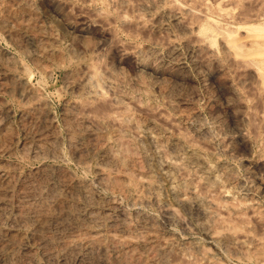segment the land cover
I'll return each mask as SVG.
<instances>
[{"label":"bare ground","instance_id":"1","mask_svg":"<svg viewBox=\"0 0 264 264\" xmlns=\"http://www.w3.org/2000/svg\"><path fill=\"white\" fill-rule=\"evenodd\" d=\"M15 1L18 2V0H15ZM29 1H31V0H29ZM11 2H12V0H11ZM19 2H20V0H19ZM24 2H27V1H24ZM32 2H35V1H31L30 3H32ZM39 2L42 5V7H46L48 9H50V11L51 10L54 11L57 14V16L59 15L58 18H60L63 21V23L65 25L64 29L68 31L67 34L70 36L68 38L71 40L69 45L67 43V45H68V46H66L67 48L64 46L66 48V53H63L62 52L63 49L60 50V48H58L57 45L55 44V41H54L55 46L53 45V43H50L51 45H49L47 40L51 37L48 36L49 38L46 40L48 45H49L48 47L45 44L46 42H44L45 38H43L44 41L42 40V42L45 45L43 43L42 44L44 45V47L45 46L46 47L41 49L42 53H44L47 58L49 56L56 57L55 60L59 63L60 62L64 63L66 61L68 62L69 60H72L73 58H77V59L82 58L84 60L85 59L91 60V61L89 60L90 61L89 64H85V62H84V67H82V68H81V66H78V64H77L78 68L80 67L81 69L79 68L75 72V76L73 75L74 76L73 79H72L73 76H71L69 74L71 76L72 80L68 79L69 75L66 72V74L68 76V78H67L68 81H67V83H66V81H63L66 83L65 86L68 85L71 89L76 91L75 95L77 96V99L73 98L74 101H71V102H73L72 104L68 103L69 104V106H68L69 107V111H68L69 114L64 113L66 110L63 112L64 115L66 114L69 117L68 120H66L68 124H66V125L63 124V125L67 126V128H68V131H67L68 135L67 134L66 135L68 136V139H70L71 144H72V150L70 151L72 153H70L68 151L67 152L70 153V155L73 154V157H75V159L77 161L75 163H78V164L80 163L83 167H86V166L88 167L89 166V163H88L89 157H87L88 153L86 152V150L88 148H89V150L90 149L94 150L96 148L102 150V155L98 154L99 155L98 159L101 158L99 160L100 163L98 164V162H97L98 165L97 166L94 165L95 171L97 174L95 176H97V177H96L95 182H93V183L87 182L85 180V178L79 177L78 174H77L78 177L77 176L75 177L74 173H72V175H74V176H72L69 173H67L66 171L64 172V171H61L59 169L54 170L55 166H58V165L50 167L44 163L47 167L42 168L44 166H42L41 163L39 162L41 167H39L38 170L35 169L36 171H34V173H36V174L39 173L37 175L38 177L40 175L41 177L44 176V178H45V176L47 174L54 172V171H57L58 175H56L54 173L56 175L55 177H57V179L54 178L55 180H57V183H56V181H54V183H56V184L53 183L54 185H52V186H51L52 183L51 184L49 183L51 187H47L48 186L47 185L46 186L47 189L45 191H43V187H45L47 180L50 179V177H49L50 175H47L48 179H46L45 183L42 182L43 180L39 179L40 181L36 180V182L35 181H32L33 183L30 182L31 185L29 182H27V183H29L30 186L29 185H28V187L23 186L21 191L20 190L18 191L15 189V191L19 192V197H18V199L16 198V202H17V200H18V202L16 203L17 205H15V207L17 206L15 211L12 209H11V211L15 212V215L19 219V224L21 221L25 224L27 223L26 224L27 226H28V223L30 224V226H34L31 229V231L34 230L35 234L33 232L31 234L35 235L36 238H34V239H36L38 245L40 243L44 246V251H43L44 253L40 250L43 253L42 258H45V260L50 261L49 262L50 264H53V261H56V254L57 253L54 252L56 250L52 249L53 246L51 247V244L53 243L54 240L57 241L58 244L60 245V248L58 245V250L60 251V253L58 255H59V257L64 258V260L67 259L68 257L69 258L71 257L70 259L73 260V258H76V256L79 254V251L84 252L82 254H86V255L88 254V256L92 257V259H94L93 257H95L96 260L95 261L93 260L92 262H94V263L96 262L98 264H182V263L183 264H191L193 261H196V259L199 260V258H201V257L198 258L196 254H195L196 256L193 255L194 253L192 254V252H190V251L189 252L191 254H189V252H188L189 247L185 248L187 246H183L184 247L183 251L188 252V256L192 255L193 257L194 256L197 257L196 259L193 258L194 259L193 261L188 262L187 258H190L191 256L188 257L186 254V256H187L186 257L185 254H183L185 256L183 258V256H181L182 253L178 254L176 251L175 246H177L178 244L177 245H175V244L177 242L179 243V241H180L178 239L179 237L177 238V236H175L176 234L178 235V233L175 232L176 233V234L174 233L175 235L172 234L171 232H170L171 234L170 233L169 234L164 233V234H167L165 236L163 233L161 235L159 233V229H158L159 226L165 225L163 222L173 221L175 223V221H176L177 223L178 222L181 223V221L184 219L186 221V217L184 218V216L182 215L184 219L181 218L182 216L180 213H182L183 211H181V212L178 211V207H177L178 205L177 204H176L177 206H175V207H173L174 206L173 202H172V206H169L170 205L169 203H168V205H164L165 203L168 202V200L167 201L165 200L164 204L161 203V200H162L161 195H163L164 193L163 194L160 193V191H162V190H160L159 187L163 184L162 182H164V181H161V178H160L159 181H161V184H159V182L156 178H159L160 174L157 175V174L148 173L150 171H145V168L143 166L144 162H142L144 160L141 159L140 152L138 153V151L136 150V148H137L136 144L145 138L149 142V144L152 146V148H154V150L159 153V154L157 153L158 155L157 156L155 155V156L158 157L160 155L158 164L161 166L160 168L163 169V171H164V172L161 171V173H165L166 178H167V176L169 177L168 180L170 179L169 182L171 181L170 187H171V190L175 194L177 203L182 205L183 208H185V210L187 209V210H190L191 212L194 211L193 213H196V214H193V215L198 214V217H200V218H198V220H196V221H198L196 224H198V226H200V228L204 229L203 233L204 232H206V233L211 232L212 236L208 233V235L212 237L211 239H213L219 246L222 247V251L224 248L225 251L232 253V256L234 255V258L235 257L237 258V256H235V255H238L239 257L241 256V258L243 257V258H246L247 260L251 259V258L256 259V260H258V264H264V249L262 248L261 245H259L258 242L256 243V239H258L257 241L260 242V240L262 238L259 239V236L262 233H264L263 232L264 229L262 228L263 230L261 232L260 231L261 228L258 227L259 224H260V227H262V225L264 223V221L262 219H264V218H262V216L260 215V212L258 214V211L256 210L257 208H255L253 206L254 204H252L251 205L252 208L250 210H248V214L247 213L246 214L248 215V217L253 219V222H255V221L258 222V224H257L258 226L256 225V227H258V229H259L258 230V232L260 233V234L258 233L259 236H254V237H253V235L251 236V233H253V231L252 232L250 231L251 233L241 231L242 233L238 232V234L234 231L235 224H237V222H239L238 224H240L241 222L242 223L240 224L241 226L239 225L240 227L237 226L238 225L237 224L236 228H238V229L242 228V230H244L243 226H246V228H248L247 225L242 226L243 223L244 224L248 223L247 221L249 218L247 217V215L243 214L244 211H242V213H241L240 208L244 204V202L248 203L249 200L252 202L253 201L251 199L252 197L249 200L247 199L248 201H246L244 199V202H241L240 199L236 200L237 196L234 195V192H235L234 187L237 186L238 183H240V182L242 183L245 180L241 179L240 177L238 178L237 175L233 171L235 169L230 168L231 166L228 167V165L227 166L224 165L225 163L223 162V159L221 160L223 162V164H222V162L220 161V157H218L219 154L217 155L216 151L214 149H212L214 146H212V148H211L210 143L207 142L208 139L205 135L206 134L208 135V132L209 133L211 132L210 130L208 131V129H211L210 126H209V128L208 127L206 128L204 126L207 131H204V129L198 130V128H200V126H198V124L200 125L202 117L200 115L201 114L200 111H198L196 109L197 106L195 108V106L193 105L194 102L193 103H192V101L186 102V98H184V97L181 98L183 100V102L180 100V98H179V100H177V96L174 99V97L172 95V91H173L174 87L176 86L174 84L175 83L179 84L183 80L188 79V78L184 79L185 77L182 78L180 76L181 73L179 71H177L178 68L182 69V66L184 65L182 63H184V62L181 63L182 66L180 65L176 69H174L175 66H174V68L172 67V69L169 68L170 65L173 66L172 64H169V67L167 66V68H165V67H163L164 65H162V58H161L162 54H164V53H167V55L172 57V59H173V57L174 58L179 57L175 51L176 46H177L175 44L176 41L173 42V40L171 39L172 37H174L175 33L178 34L176 28H175L176 32H174V34L171 31L172 35H173L172 37H170L171 34H169L168 32L167 33L169 35L167 33L165 34L163 32L165 29H167L165 27H168V26H164V25H166V23H168V22H166V23H164V22L168 21V20H165L163 22V20L165 18H167V19L172 21V23L174 24V27L175 26L177 27L179 34L181 35L180 37L179 36H177V37L179 39L182 38L185 42L183 44L187 45L189 47V49L192 50V53L194 52L193 56H195V57L192 58L193 61H191V62H194L193 64L195 65L193 67V69L196 67L197 70H199V71L201 70V72H200L201 75H202V71L204 73L206 72L207 76L209 78L211 77L210 80L212 83L217 82L216 80H218V78H220V80H221V81H218V83L216 85L217 87L215 86L216 90H218L217 95H216V92L215 93L213 92L215 95L212 93L214 96H213V98H211L212 96L210 97V95L208 94L210 97L209 103H211V104L209 105L207 100L205 102L203 101V103L207 102L209 107H210L209 113L211 114L210 116H212V118L210 120L216 122V124L218 123L216 129H217L218 135L220 133L221 137H219V139H220L221 145L223 146L222 147L220 145L221 148H219V150L222 149L224 152L227 151V153L232 152L234 154L232 157H234V158H235V156H239L241 158V160H240V158H239V160L242 161V163L241 162L240 163L242 165L244 164L243 166L248 168L251 175L253 176L250 181L248 180L250 183L253 182V186L249 187V188L250 189L251 188L253 189V187L258 188L259 190H262L263 192H261V191L260 192L264 194V110H263V107H264V0H160L157 2H156V0H38L37 1L38 7L41 6V5H39ZM75 2H79V3L81 2L80 5H83V7L81 8V6L76 5ZM1 3L2 2H0V5L3 7V5H2L3 3L2 4ZM6 3H8L7 0H6ZM10 4H12V3H10ZM10 4H8V5H10ZM22 4H24V3H22ZM27 4H28V6L30 5L28 2L26 3V5ZM74 4L76 5V7H74ZM15 5H14V7H15ZM28 6H24V8L28 7ZM5 7L6 6H4V8ZM15 9H17V7ZM15 9L13 8L12 10H15ZM35 9H36V7H35ZM21 10H23V9H21ZM25 10H27V8H25ZM0 11H2V10H0ZM7 11H5V12H7ZM9 11L8 12L11 15V10H9ZM18 11L20 12V10H18ZM45 11H47L46 13H48V10H45ZM5 12H3V14ZM15 12H16V10H15ZM15 12H12V13H15ZM41 12H42V10H41ZM43 12H44V10H43ZM27 13L29 14V12H27ZM32 13H35V12L33 11ZM32 13H30V14H32ZM0 14H1V12H0ZM17 14H18V12H17ZM30 14H29V16L28 15H24V16L30 17ZM35 14H33V15L35 16ZM39 14H41V13H39ZM49 14H50V12H49ZM5 15H2V16L5 17ZM16 15H15V17H16ZM2 16L0 17V18H2V20L0 19V24L4 28H6L7 31L10 33V34L7 33V36L10 37V38L8 37L10 40V39L14 38L10 35H13V36L15 35L13 33L14 32L13 29L15 28L16 24L13 25L14 28L12 29V27L8 26V24H7V21L10 20L11 18L4 21L5 19H3L4 17H2ZM6 16H8V15H6ZM24 16L22 17V19L24 18ZM51 16H52V14H51ZM15 17H13V18H15ZM5 18L7 19L8 17H5ZM37 19H39V17ZM51 19H53V16ZM14 20L16 22V19H13L12 21H14ZM29 20L27 22L24 21V24H23L27 30L28 29L30 30L29 27H33L35 24L34 25H32V24L36 23V22H31L32 23L31 24L29 22ZM56 20H58L56 22H59V19H56ZM12 21H10V22H12ZM19 21H20V23L23 22V20H20V19H19ZM32 21H36V20L33 19ZM54 21L55 20H53V22ZM15 22H13V23H15ZM41 22H42V19H41ZM169 23H168V25H169ZM46 24H47V22L44 25H46ZM173 24H172V27H173ZM10 25H12V24L10 23ZM17 25H19L18 22H17ZM39 25H42V24H39ZM55 25H56V23H55ZM46 26L48 27V26H50V24L49 25L47 24ZM117 26L121 29V30L118 29V30H120V34L122 33L121 31H123V34L125 32L126 35L129 34V35H132L133 37L134 36H140V37H138V38H140V40H141V38H143L144 40L149 39V40H151L150 41L151 44H149L147 46L144 45L145 47H138L140 44H138L137 47L135 45L134 46L133 45H127V43H124L125 41L123 42L122 40H119V38L117 37V35H116V27ZM18 27H20V25ZM40 27H42V26H40ZM174 27H173V29H174ZM34 28L36 30V26ZM171 28L169 27L168 30H171ZM23 29H21V30H23ZM162 29H163V31H162ZM37 30H36V33H38ZM46 30L48 31V29H46ZM62 30H63V28H62ZM5 31L6 30L4 29V32ZM30 31L34 32V30H30ZM41 31H45V30L41 29ZM47 31H46V33L48 34ZM59 31L61 33L60 29L58 30V32ZM160 31H162L164 35L161 34ZM20 32L21 31L19 30V33ZM49 32H51V31L49 30ZM58 32H56V29H55V32H54L55 35H56V33L59 35ZM16 33H17V31H16ZM43 34H45V32ZM49 34L51 35V33H49ZM64 34H63V36H64ZM30 35L31 34H28V36H30ZM32 35H33V33H32ZM37 35L34 34V36H37ZM52 35H54V34H52ZM55 35H54V37H55ZM20 37H21V35L19 37H17L18 40ZM42 37H44V36H42ZM17 38L15 37V39H17ZM34 38L35 37H33V39ZM39 38L37 37L38 40H39ZM68 38H67V40H68ZM15 39H13V40H15ZM35 39H34V43L36 42ZM135 39H136V37H135ZM24 40H27V39H24ZM15 42L16 41H14L13 43H15ZM22 42L23 41L21 40V43ZM50 42H53V41L50 40ZM59 42H60V40L58 41V43ZM126 42H129V40ZM131 42L133 44L135 43L134 40ZM217 42H218V47H216ZM62 43L63 42H61V45L63 46ZM132 43H130V44H132ZM17 44H19V43H17ZM23 44H22V47L18 46V45L17 46L21 47L20 49H22ZM40 44H38V45H40ZM156 44H158V45L162 44L166 51L164 53L161 51L162 54L158 55L157 52L159 51V49L156 47V46H158ZM43 45H41V46H43ZM12 46H13V44H12ZM27 47H25V48H27ZM36 47H40V46L36 45ZM30 48L32 49L31 46H30ZM186 48L187 47H185V49ZM28 49H29V47H28ZM157 49H158V51H155ZM160 49H162V48H160ZM33 50L34 49H32L31 52H33ZM6 52H8V51H6ZM34 52H35V50H34ZM189 52H191V51L189 50ZM10 53H12V52H10ZM39 55H42V54L39 53ZM187 55H185V56H187ZM29 57H30V55H29ZM33 57H34V55H33ZM43 57H44V55H43ZM14 58H15V56H14ZM50 58L51 57H49V59ZM11 59H13V58H11ZM1 60H2V58H1ZM8 60H10V59H8ZM15 60H17V59H15ZM88 60H87V62H88ZM172 61H174V60H172ZM4 62H5V60H4ZM178 62H177V64H178ZM3 63L1 62L0 64H3ZM8 63H9V61H8ZM31 63H33V62H31ZM35 63H37L36 60H35ZM41 63L43 65V63H45V62L42 60ZM49 63H51V61ZM59 63H58V66H59ZM163 63H164V60H163ZM12 64L14 65V63H12ZM39 64H40V60L37 64L38 67H39ZM45 64H44L43 68H45ZM54 64L56 65V62H54ZM72 64L75 65L76 62L75 63L73 62ZM124 64H127L130 67V69H131L130 74L132 73L131 75L127 74L126 72H123L124 71L123 70ZM16 65H17V63H16ZM81 65H83V64H81ZM46 66H49V65L46 64ZM176 66H178V65H176ZM51 67H53V66H51ZM56 67H57V65H56ZM62 67H65L64 64ZM69 67H70V64H69ZM5 68H3V69H5ZM19 68H20V66H19ZM183 68H185V67H183ZM196 68H195V71H196ZM20 69H22V67ZM46 69H47V67H46ZM74 69H77V68H74ZM187 69L189 70L190 68H187ZM187 69L184 71H187ZM71 70H73V68H71ZM175 70H176V72H174ZM14 71H16V70L14 69ZM14 71H12V72L10 71V73L6 72V73H8L7 74L8 76L10 74V78L12 79L13 86L11 89L16 90L20 96H22V95L25 96L24 100H22L23 101L22 103L25 105L24 106L25 109L28 108L27 110L36 111V107H38V105H40L42 103V101L40 100L41 97H39V93L37 94V92H40V89L38 88V91H36L37 90V87H36L35 91L32 89L26 90L27 87L25 88L24 81H22V79H21L22 76L19 77V75L14 74L15 73ZM69 71H68V73H69ZM189 71H188V73H189ZM21 72H23V71H21ZM21 72H19V73H21ZM177 72H179L180 75H177ZM2 73H3V71H2ZM62 73H63V71H62ZM63 74H65V73H63ZM66 74H65V76H66ZM186 74L184 73V75H186ZM7 75H5V76H7ZM23 75H24V73H23ZM204 75H206V74H204ZM182 76H183V74H182ZM2 77H4V76H2ZM190 78H192V77H189V80H190ZM200 79H202V78H200ZM64 80H65V78H64ZM204 80H205V78H204ZM184 82H183V84H180V86H182V85L184 86ZM204 82H206V80L203 81V84H206ZM120 83H123L124 86L125 85L128 86L129 84H132L131 86H134L135 88L138 89L135 91L137 92L140 90L141 94H143L144 97L141 98L140 96L137 95L140 98H137V97L135 98V97L131 96V93H129L130 92L129 89H128V91H125L127 89H125L124 87H119ZM185 83L189 84L190 81H189V83L187 81ZM178 84H177V87H178ZM3 85H5V81H4ZM189 85L191 87L192 84H189ZM189 85H186V86L189 87ZM214 85L215 84L213 83L212 87ZM1 86L2 85H0V87ZM183 86H182V88H183ZM61 87H62V85H61ZM210 87H211V85H210ZM129 88H130V86H129ZM180 88L181 87H179L178 90H180ZM207 88H209V86H207ZM123 89H125V90H123ZM185 89L190 90V88H185ZM182 90H180V91H182ZM191 90L193 92L195 91L193 88H191ZM3 91H6V90H4V88H3L2 92ZM131 91H134L133 88ZM175 91L179 92V91H177V89ZM206 91H207V89H206ZM206 91H204L205 94H206ZM17 92L16 93L12 92L15 94L16 98L18 97ZM72 92H74V91H72ZM176 92H174V93H176ZM208 92H209V90H208ZM25 93L28 96L25 95ZM132 93H134V92H132ZM185 93H188V92L186 91ZM195 93H198V92H195ZM0 94H2V93H0ZM181 95H183V94H181ZM187 95H186V97H187ZM190 95L194 97V95H192V94H190ZM190 95H189V97H190ZM184 96H185V94H184ZM195 97H196V95H195ZM195 97H194V99H195ZM197 97H198V94H197ZM156 98H157V100H158V98H160V100H161L160 103L162 102L161 103L162 105H160V103L157 104ZM66 99H68V98H66ZM196 99L194 101H196ZM177 101H179L180 103H178ZM201 101H202V99H201ZM5 102H7V101H5ZM19 102H17V103H19ZM44 103H42L43 104L42 106L45 105ZM64 103H67V102H64ZM181 103H183V105ZM165 104L170 108V110H174L175 113L172 112L173 114H171L170 112H168V109L165 107ZM202 106H204V105L202 104ZM20 107H21V105H20ZM205 107L207 108L208 106H205ZM4 108L5 107H3V109ZM6 108H8V107H6ZM63 108H64V106H63ZM45 109H47V108H45ZM5 110H8V109H5ZM40 110L42 112V109H40ZM36 112H38V111H36ZM0 113H1V110H0ZM3 113H4V111H3ZM6 113L9 114V112H5V114ZM24 113H27V112H24ZM45 113L47 115V112H44V114ZM34 115L35 114H33V116ZM39 115H40V113H39ZM21 116H22V114H21ZM24 116H22V117L24 118ZM30 116H32V113H30ZM22 117H20V118H22ZM39 117L40 116H38V118ZM38 118L36 117L37 121L40 120V119L38 120ZM50 118H52V117H50ZM60 118L62 119V116ZM184 119L189 120L190 123L195 122L197 127L194 126L195 128L194 127L192 128L190 126V125H192V123L190 125H184L186 122L184 124H180V125H182V126L184 125V127L189 126L190 129L181 127L178 124V122H181ZM21 120H19V121H21ZM24 120L27 121V119H23V121ZM33 120L35 121V118ZM53 120H51V123ZM64 120H65V118H63V121ZM205 121L202 122V124L205 123ZM2 122H1V125H2ZM9 123H10V121H9ZM21 123H24V122H20L19 124H21ZM47 123L45 122L46 125H47ZM32 124H34V123H32ZM39 124L41 125V123H38L36 125H39ZM26 125L29 127L28 129H30L32 127V126H30V124L28 125L26 123ZM8 126H10V125H8ZM21 126L23 127V124L20 125V127ZM27 126H26V128H27ZM54 126H56L55 123H54ZM36 128L37 127H35V129H34V126H33V129L35 131L37 130ZM41 128L42 127H40L38 129V133L36 132L37 138L34 136L36 138V140L33 138H29V140L32 139V140L36 141V143H34L35 147H33V145H32V148H34L36 150L37 155L41 154V155H38L37 157L39 158V156H40L43 158L44 155L42 156V153L44 154L45 152H49L52 157L58 156L57 154H58L59 149H57L58 147L56 148V146H55V144H56L55 139L56 138L54 139L53 136L51 137V135L46 134L48 132V130H46L47 132H45L44 129H43V131L40 130ZM46 128H47V126H46ZM56 128H58V132H60L59 127L57 126ZM10 129H11V127H10ZM28 129H26V130H28ZM2 131H4V130H2ZM8 131H10V130H8ZM202 131H204L206 134L204 135V132H202ZM58 132H56V133H58ZM7 133H10V132H7ZM14 133H12L11 135H16V132H14ZM24 133L25 134L30 133V131L29 132H27V131L23 132L22 134H24ZM56 133H54L55 136L57 135ZM129 134H130V136H129ZM5 135H7V134H5ZM33 135H35V134L33 133ZM23 136H25V135H22V137ZM27 136L25 139H27ZM67 136H66V138H67ZM204 136H205V138H204ZM211 136H212L211 134H210V137L208 135V138H211ZM60 138H58V139H60ZM10 139L12 140L13 138H10ZM17 139L18 138H15L14 140L18 141ZM82 140H83V142H82ZM5 141H6V139H5ZM143 141L146 142L145 140H143ZM3 142L4 141H1V143H3ZM32 142L33 141H31V143ZM85 142H86V145L84 144ZM212 142H211V144H212ZM1 143H0V145H1ZM141 143L142 142H140V144ZM255 143H257V144H255ZM25 144H22V145H24L23 147H25ZM3 145H5V143ZM3 145H1V147ZM7 145L8 144H6V146ZM14 145H15V142H14ZM29 145H30V143H29ZM66 145H67V141H66ZM142 145H143V143H142ZM253 145L255 146L254 147L255 149L253 148ZM26 146H28V145H26ZM61 146L62 145H59V147H61ZM23 147H20V149ZM68 147H69V149H67V150H70L71 146H68ZM144 147L146 148V145ZM144 147H143V149H144ZM8 148H9V146L7 147V149ZM61 148H60V150H61ZM140 148H142V147H140ZM148 148L149 147H147V149ZM1 149H3V148H1ZM24 149L27 150L26 152H29V150L27 148H23L22 152ZM34 149H32V150H34ZM149 149H148V151H150ZM10 150H11V148L9 149V151ZM91 151H89V152H91ZM253 151L255 152L254 154L252 153ZM1 152H2V150H1ZM26 152H24V153H26ZM97 152H98V150H97ZM19 153H20V151H19ZM68 153H67V155H68ZM91 153L93 154V152H91ZM251 153L253 154V156ZM13 154L15 155L16 153L13 152ZM22 155H24V154H22ZM61 155H62V153H61ZM33 156L34 155H32V157ZM35 156L33 158H36ZM47 156H49V155H47ZM144 156L145 155H143V158H144ZM250 156H252V157H250ZM21 157L22 156H20V159H21ZM52 157H50V158H52ZM17 158H18V156H17ZM44 158H46V157L44 156ZM62 158H61V161H62ZM66 158H67V156H66ZM69 158H70V156H69ZM56 160H55V162H56ZM146 160H145V162L147 163ZM47 161H49V160H47ZM53 161L51 163H53ZM149 161L151 162L152 160L149 159ZM6 162H8V161H6ZM2 163L3 164L0 163V165L3 166L4 161ZM10 163H11V161H10ZM58 163H59V161H58ZM87 163H88V165H87ZM12 164L10 165L11 167H13V166L17 167L16 162L14 163V164H16V166L15 165L12 166ZM227 164H229V162ZM19 165H20V163H19ZM61 165L62 164L60 163V167H66V166H61ZM145 165H148V164H145ZM155 165H157V164H155ZM159 165H157V166L159 167ZM229 165H231V164H229ZM4 166L6 167V165H4ZM20 167L22 168L23 166H20ZM156 167L155 168L153 167V169L155 170ZM29 168H31V167H29ZM66 168H68V167H66ZM135 168L137 170L136 173L134 172ZM150 168H152L151 165H150ZM3 169H5V168H3ZM92 169H93V167H92ZM5 170H8V169H5ZM10 170H12V169H10ZM27 170H29V169H27ZM67 170H69V169H67ZM88 170L89 169H87L85 171H88ZM147 170H150V169H147ZM72 171L73 170H71V172ZM155 171H158V170H155ZM155 171H151V172L154 173ZM26 172H28V171H26ZM235 172H237V171H235ZM0 173H1V170H0ZM16 173H18V172H16ZM23 173H21L20 175H22ZM30 173H28V174H30ZM83 174H85V172ZM8 175H9V173H8ZM26 175H27V173H26ZM153 175L154 176L157 175V177H154ZM3 176L1 178H3ZM13 176L14 175L12 173V178H13ZM23 176H22V178H23ZM95 176H94V179H95ZM10 177H9V179H10ZM15 177L16 178H14L13 180H17L18 174ZM33 177L34 176H32V179H33ZM38 177H37V179H38ZM247 177H245V178H247ZM29 178L30 177L28 176V180H30ZM35 179L36 178H34L33 180H35ZM249 179H250V177H249ZM5 180H7V178H4V180H3L4 183H5ZM13 180L11 179V181L14 184H16L15 183L16 181L14 182ZM90 180L91 179H89V181ZM18 181H20V180H17V183H18ZM22 181H23V179H22ZM22 181H20V182L22 183ZM0 182L3 183L1 180H0ZM6 182H8V180ZM24 182H23V184H25ZM48 182H49V180H48ZM43 183L45 185H43ZM165 184L166 183H164V186H165ZM4 185L5 184H3L2 187ZM167 185H169V183ZM164 186H163V188H164ZM239 186L240 185H238L237 187H239ZM2 187H0V188H2ZM5 187L8 188L10 186H4V188ZM170 187H169V189H170ZM237 187H235V188H237ZM17 188H18V186H17ZM102 188L108 189L109 191H111V193L113 192V195L116 196L117 198L111 197L108 199V197H105L107 199L104 200V198L102 197L103 193H102V195L100 193L101 192L100 190ZM161 188H162V186H161ZM237 189H239V188H237ZM248 189H245V190H248ZM10 190H12L11 187H10ZM15 191H14V193H17ZM249 191H247L246 193H248ZM0 192H2V191H0ZM10 192H9V194H10ZM255 192H256V190H255ZM5 193H6V191H5ZM14 193H13V196L17 197L18 195L16 196ZM166 193H168V192H166ZM243 194H244V192H243ZM3 195H4V193H3ZM3 195H0V196H3ZM5 195H7L9 197L8 194H5ZM113 195H111V196H113ZM253 195H255V194H253ZM171 196H172V194H171ZM8 197H7V199H9ZM118 197L119 198L123 197V198L128 199L125 201L130 202V203L127 202V203H129L127 205L131 204V206L133 207V210L136 206H138V204L147 205L146 203H149V204L151 203V204L158 205V206H160L161 213L163 215V217H162V215H161V217L164 218L166 221L162 222L163 225H161V224L158 225L157 221H155L157 219V217L154 220L153 218L146 216L147 214L145 215L143 212H141L140 209H139L140 211L137 210L136 209L137 207L135 208L134 213H132V217H133L132 219L133 220H131L128 217L129 208L127 210L128 213H126V211L123 210L125 208L124 206H123L124 207L123 209L121 207L119 208L120 202L118 203V201H117ZM234 197H235V199H234ZM242 197L246 198L245 195ZM11 199H13V198H10V201L12 203ZM120 201H121V199H120ZM4 202H2V203H4ZM14 202L15 201H13V204H14ZM257 202H258V200L254 203L256 204ZM123 203H125V202H123ZM4 204H6V203H4ZM239 204H241V206ZM249 204H247V205H249ZM0 205L2 207V204H0ZM100 205H105L107 208L116 207L117 209L116 208L115 209L117 211L119 208L118 212L115 209L113 210L111 208L113 211L117 212V214H118V215L116 214L117 217L116 218L110 217L109 213L105 211L106 208L103 211H102V209H101V211L98 210V209H100V208H98ZM150 205H148V206H150ZM238 205H239V211L240 212H238V213L236 212V214H235V211L231 210L232 214H233V212L235 214V215L233 214L235 217H234V219H232L231 217L233 215L232 216L230 215L231 214L230 209L236 208V207H238ZM7 206H6V210L7 209L9 210L11 207L7 208ZM3 208H5V205L3 206ZM3 208H1V210ZM102 208H104V207H102ZM144 208H146V207H144ZM155 208H158V207H155ZM181 208L182 207H180V209ZM259 208L262 209V207H259ZM126 209H127V207H126ZM9 211H6V212L8 213ZM108 211H109V209H108ZM142 211H143V209H142ZM148 211L150 212L153 210L151 209ZM157 212H159V210ZM111 213L113 214V212H111ZM186 213H188V215L190 216V212L186 211ZM1 214H2V212H1ZM133 214H134V216H133ZM159 214H157V215L159 216ZM116 215H114V216H116ZM148 215H149V213H148ZM11 216H12V214H11ZM13 216H12V218H14ZM129 216H131V215L129 214ZM150 216H151V214H150ZM152 217H154V216L152 215ZM161 217H159V218H161ZM6 218L10 219V215L7 216ZM6 218H4V219H6ZM192 218H194V217H192ZM18 219H16V217H15V220H18ZM110 219L113 220L112 222L110 221L111 222V223H109L110 226L105 227L106 221L110 220ZM2 220L3 219H1V221ZM185 221H182V222H185ZM249 221H252V220L249 219ZM189 222H187V223H189ZM194 222H195V220L193 219V223ZM253 222L252 223L249 222L248 225L249 224L252 225ZM256 222L254 224H256ZM9 224H11V223H9ZM181 224H183V223H181ZM13 225H16L15 221H14ZM183 225H182V227H183ZM220 225L222 226V230L226 226L229 227V228H226V230H228V232L225 231L226 233H223V234L221 232H220L221 234H219V232H215L216 231L215 229ZM22 226H25V225L23 224ZM169 226H166V228ZM178 226H180V225H178ZM188 226H189V224H188ZM256 227L253 225V229L255 228L254 232L257 229ZM2 228H4V227H2ZM2 228H0V229H2ZM163 229H164V227H163ZM174 229H176V228H174ZM185 229H182V231ZM218 229H220L219 231H221V228H217V230ZM230 229H231V232H229ZM238 229H236V231H238ZM8 230H9V228H8ZM23 230H24V227H23ZM167 231L169 232V230H167ZM170 231H173V230H170ZM174 231H177V230H174ZM186 231L190 233V231H188V230H185V233H186ZM13 233H15V232H13ZM19 233L20 232H18V234ZM180 233H182V232H180ZM255 233L256 234H254V233L253 234L257 235V231ZM4 234H5V232H4ZM11 234H12V232H11ZM16 234H17V232H16ZM29 235H30V231H29ZM32 235H30V236H32ZM34 235L32 237H34ZM4 236L5 235H3V237L1 236V238H4ZM7 236H8L7 238H9V235H7ZM21 236L24 237L25 234H24V236L20 235V237ZM262 236H264V234ZM18 237H19V235H18ZM256 237H258V238H256ZM27 238H30V237H27ZM186 240L187 239L182 240V241H185V243H187ZM189 240H187V241H189ZM9 241L11 242V244H9V245H8V241H7V243L2 241L4 243V245L7 244L4 247H2L3 244H0V257L2 259L0 264H17V262L15 261L16 256H19V259H20V256H22V259H24L25 255H21V254H25L26 249L24 248V246H21L22 244L20 245V244H18L19 242L17 243V241H22V238H16L13 235L12 237L9 238ZM196 241L197 240H194V242H196ZM25 242H27V241L25 240ZM190 242H191V240L188 243H190ZM194 242L192 244H194ZM21 243H23V242H21ZM31 243H35V240H34V242L32 240ZM197 243L200 244L198 241H197ZM197 243H195V245ZM261 243H264V241ZM54 244H56V243H53L52 245H54ZM204 244H206V243H204ZM204 244L202 243L203 247H205ZM214 244H213V246H215ZM181 245H183V244H181ZM188 245H191V243ZM195 245H194V247H196ZM200 245H198L199 249L197 248V250L199 251L201 256L203 255L206 257L207 254L209 255V252L207 251L208 249H205L203 247L200 248L201 247ZM40 246L41 245H39V247ZM54 246H56V245H54ZM32 247H33V245H32ZM178 247H179V245H178ZM178 247H177V250H179ZM181 247H180V249H181ZM215 247H217V246H215ZM211 248H212V246H211ZM34 249L36 250L37 248L34 247ZM41 249H43V248H41ZM216 249H218V247ZM190 250L192 251V249H190ZM32 251H34V250L32 249ZM180 251H178V252H180ZM81 252H80V254H81ZM193 252H194V250H193ZM214 252L217 253V251H214ZM214 252H213V254H214ZM2 253H4V254H2ZM29 253H31V251ZM33 253H35V252H33ZM218 253H219V251H218ZM16 254H18V255H16ZM40 254H38V256H37L38 261L40 260L39 259ZM30 255H32V253ZM30 255H28V256H30ZM72 256H74V257L72 258ZM88 256H85L86 260H89V259H87ZM218 256H219V254H218ZM226 256H227V254H226ZM211 257L212 256L210 255L209 258H211ZM214 257L216 258L217 255H215ZM25 258H26V260L24 259L25 263H23V264H38L35 261L36 259L33 260L32 257H29V258L25 257ZM40 258H41V256H40ZM42 258H41V260H42ZM69 258H68V260H70ZM82 258L84 259V257H82ZM202 258H204V257H202ZM212 258L210 260L211 263L208 262L209 261L208 259H207L208 261L206 259H204V264H207V263H209V264H221V262H219L221 260L216 261ZM220 258H221V256H220ZM58 260H60V259H58ZM58 260L56 262L57 264H58ZM64 260L62 262H64ZM189 260H192V258H190ZM200 260L197 262H200ZM205 260L207 263H205ZM223 260H222V264H223ZM226 260L224 261V262H226V264L228 263L227 261H229V260L231 261V259H229L227 261ZM90 261H91V258H90L89 262ZM242 261L243 260L241 259V262ZM92 262H90V264ZM232 263H233V261H232ZM232 263L230 262V264H232ZM82 264H84L83 260H82ZM192 264H194V262ZM201 264H202V262H201ZM248 264H250V263H248ZM255 264H256V262H255Z\"/></svg>","mask_w":264,"mask_h":264},{"label":"rangeland","instance_id":"2","mask_svg":"<svg viewBox=\"0 0 264 264\" xmlns=\"http://www.w3.org/2000/svg\"><path fill=\"white\" fill-rule=\"evenodd\" d=\"M5 1V2H4ZM24 1H27L30 5V7L28 6V4L26 5V3L27 2H24ZM31 1H35V2H32V3H30ZM31 1H29V0H20V2H19V0H18V2L17 1H15V0H12V2H11V0H7V2L8 3H6V0H0V2H2L1 4L3 5V7L0 5V10H2V11H0L1 12V14H0V17L2 16V15H5L9 10H11V15L13 16V17H15V15L17 14V12H18V14L16 15V17L15 18H13L10 14H9V12L6 14V15H8V16H6L5 15V17H8L7 19L4 17V16H2V17H4L3 19H5L4 21H6V20H8L9 18H11L10 20H8L9 22L10 21H12L13 19H16V22H15V20L14 21H12V22H10L12 25H10V23L7 21V24H8V26H11L12 27V29L14 28V26L13 25H15V30L17 31V33H16V31L13 29V33L15 34L14 36L13 35H10V36H12V37H14V38H12V39H10L9 40V36H7V33H9L8 31H7V29L6 28H4L1 24H0V60H1V58H2V60L0 61V63L2 62H4V60H5V64L3 63V64H0V80L2 81H0L1 83H0V85H2L1 87H0V93H2V94H0V110H1V113H0V143H1V141H4L3 143H1V145H3L4 143H5V145H3L2 147H1V145H0V163L1 164H3L2 162L4 161V165H6V167L3 165H0V167L2 168H0V170H1V173H0V180L3 182V183H1L2 185L3 184H5L4 186H10L11 187V189L12 190H10V187H8V188H4V186L2 187V185L0 184V187H2V188H0V191H2V192H0V195H3V193H4V195L3 196H0V202L2 201V202H4V203H6V204H4V203H0V204H2V207H1V205H0V214H1V212H2V216L0 215V218L1 219H3L2 221L5 223H3L2 221H1V219H0V228H2V227H6L5 229L4 228H2V229H0L1 231H0V244H3V246L2 247H4L5 245H7V244H5L4 245V243L3 242H6L7 243V241H8V245L9 244H11V242L9 241V238L10 237H12L13 235L16 237V238H22V241H17V243L18 244H22L21 246H24V248L27 250H25V254H21V255H25L24 256V259L26 260V258L25 257H32L33 258V260H35L38 264H50L49 262L50 261H48V260H45V258H42L43 257V251H44V246L42 245V244H40L39 243V245H41L40 247H39V245L37 244V241H36V239H34V238H36L35 237V233H34V230L33 231H31V229L34 227V226H30V224L28 223V226L25 224V223H23V222H21L20 221V224H19V219H18V217L15 215V209H16V207H15V205H17L16 203L18 202V200H17V202H16V198L18 199V197H19V190L21 191V189L23 188V186L24 187H28V185H29V183L30 182H32V181H35L36 182V180L38 181L39 179L40 180H43L42 182H44L45 183V181H46V179H48V176L47 175H50L49 177H50V179H48L49 180V182H48V180H47V183H46V185L43 183V185H45V187H43V191H45L46 189H47V187H51L52 185H54V184H56L57 183V180H55V179H57V177H55L56 175H58V173H57V171H54V172H51V173H49V174H47L46 176H45V178H44V176L43 177H41L40 175H39V177L37 176L39 173H34V171H36L35 169H37L38 170V168L39 167H41V165L42 166H44V167H42V168H45V167H47V166H50V167H52V166H55V165H58V166H55V168H54V170H57V169H59V170H61V171H66L67 173H69L70 175H72V173H74L75 174V177L77 176L78 177V175H79V177H81V178H85V180L87 181V182H95V180H96V177L97 176H95V175H97L96 174V171H95V166H97L99 163H100V159H98V157H99V155H102V150L101 149H94V150H92V149H90L89 150V148L86 150V152L88 153L87 154V157H89V166L87 167H83L80 163L78 164V163H75V162H77L76 161V159H75V157H73V154L72 155H70V153H72V152H70L71 150H72V144H71V141H70V139H68V128H67V126H64V125H66V124H68L67 123V121L66 120H68V115H66V114H69V104H72L73 102H71V101H74L73 100V98L74 99H77V96L75 95L76 93V91L75 90H73V89H71L68 85H66L65 86V84L67 83V81H68V79H71V76H75V72L80 68H78V66H81V68L82 67H84V62H85V64H89L90 63V61L88 60V62H87V60L85 59H82V58H73L72 60H69L68 62L66 61V62H57L56 60H55V58L56 57H54V56H49V57H51L50 59H49V57L47 58L46 56H45V54L44 53H42V51H41V49H43V48H45L46 46L48 47L49 45H51L50 43H53V45L55 46V44L57 45V47L58 48H60V50L61 49H63L62 50V52L63 53H66V46H68L69 45V43H70V39L68 38V37H70L68 34H67V30H65L64 29V27H65V25H64V23H63V21L60 19V18H58L59 17V15L57 16V14L54 12V11H50V9H48V8H46V7H42V5L40 4V2H39V5H41V6H39L38 7V3H37V1L38 0H31ZM157 1H160V0H156V2ZM10 3H12V4H10ZM22 3H24V4H22ZM35 3V4H34ZM81 3V2H80ZM80 3L79 2H75V4L76 5H79V6H81V8L83 7V5H80ZM8 4H10V5H8ZM15 5V7H14V5ZM74 4V7H76V5ZM13 5V6H12ZM20 5V6H19ZM23 7H22V6ZM32 5V6H31ZM36 7V9H35V7ZM4 6H6L5 8H4ZM24 6H28V7H25V8H27V10H25V8H24ZM9 7V8H8ZM17 7V9H15ZM22 7V8H21ZM8 8V9H7ZM15 9L16 10V12H15V10H12V9ZM23 9V10H21V9ZM31 8V9H30ZM34 8V9H33ZM42 8V9H41ZM5 9V10H4ZM38 9V10H37ZM42 10V12H41V10ZM8 10V11H7ZM18 10H20V12L18 11ZM25 10V11H24ZM40 10V11H39ZM43 10H44V12H43ZM45 10H48V13H46L47 11H45ZM5 11H7V12H5ZM24 13H23V12ZM35 12V13H32V12ZM3 12H5L4 14H3ZM12 12H15V13H12ZM27 12H29V14L30 13H32V14H30V17H28L29 16V14L27 13ZM38 12V13H37ZM49 12H50V14H49ZM39 13H41V14H39ZM20 14V15H19ZM33 14H35V16L33 15ZM51 14H52V16H53V19H51L52 18V16H51ZM24 15H28L27 17L26 16H24ZM32 15V16H31ZM46 15V16H45ZM11 16V17H10ZM21 16V17H20ZM24 16V18L22 19V17ZM55 16V17H54ZM36 17V18H35ZM39 17V19H37ZM42 17V18H41ZM45 18V19H44ZM1 20H2V18H0ZM19 19L20 20H23V22L22 23H20V21H19ZM30 19V20H29ZM36 20V21H32V20ZM41 19H42V22H41ZM56 19H59V22H56V21H58V20H56ZM29 20V22L31 23V22H36V23H31L32 25H34L33 27H29L30 28V30H34V32L33 31H30L29 29L27 30L26 29V27H24V21H28ZM53 20H55L54 22H53ZM165 20H168V21H165ZM165 21V22H164ZM171 20H169V19H167V18H165L164 20H163V22L164 23H166V22H170ZM13 22H15V23H13ZM17 22H18V24L20 25V27H18L19 25H17ZM38 22V23H37ZM41 22V23H40ZM47 22V24L49 25L50 24V26L52 27H50V26H46V25H44L45 23ZM50 22V23H49ZM29 23V24H30ZM55 23H56V25H55ZM59 23V24H58ZM163 23V24H164ZM168 23H166V25H164V26H168V27H165V28H167V29H165L164 31H163V29H162V31L166 34L167 32L169 33V34H171V36L170 37H172L173 35H172V32H173V34H174V32H176L175 31V28H176V30H177V32H178V34H179V31H178V29H177V27L175 26L174 27V24L172 23V21L169 23V25H168ZM22 24V25H21ZM39 24H42V25H39ZM62 24V25H61ZM172 24H173V27H174V29H173V27H172ZM31 25V26H32ZM55 25V26H54ZM22 26V27H21ZM36 26V30H37V32L38 33H36V30H35V27ZM40 26H42V27H40ZM46 26V27H45ZM3 27V28H2ZM55 27V28H54ZM171 28V30H168V28ZM18 30H17V29ZM20 28V29H19ZM24 28V29H23ZM33 28V29H32ZM44 28V29H43ZM62 28H63V30H62ZM2 29V30H1ZM4 29L6 30L5 32H4ZM21 29H23V30H21ZM41 29L42 30H45V31H41ZM46 29H48V31L46 30ZM55 29H56V32H58V30L60 29L61 30V33H60V31L58 32L59 33V35L56 33V35L59 37H57L56 35H55ZM58 29V30H57ZM118 29H120L118 26L116 27V35H117V37L119 38V40H122L124 43H127V45H135L136 47L138 46V44H140L138 47H145V46H147V45H149V44H151V40H149V39H143V38H141V40H140V38H138V37H140V36H132V35H129V34H125V32H124V34L126 35H124L123 34V31H121L122 33V35L120 34V30H118ZM19 30L21 31L20 33H19ZM27 32H26V31ZM49 30L51 31V32H49ZM54 30V31H53ZM65 30V31H64ZM23 31V32H22ZM30 31V32H29ZM46 31L48 32V34L46 33ZM53 31V32H52ZM64 31V32H63ZM162 31H160L161 32V34H163V32ZM172 31V32H171ZM42 32V33H41ZM45 32V34H43ZM63 32V33H62ZM5 35H4V34ZM24 33V34H23ZM27 33V34H26ZM32 33H33V35H32ZM49 33H51V35L49 34ZM65 33V34H64ZM119 33V34H118ZM167 33V34H168ZM10 34V33H9ZM8 34V35H9ZM18 34V35H17ZM28 34H31L33 37H35L34 39L36 40V42L34 43V39H33V37L31 36H28ZM34 34L35 35H37V36H34ZM43 34V35H42ZM52 34H54L55 35V37H54V35H52ZM63 34H64V36H63ZM168 34V35H169ZM176 34V35H175ZM174 34V37H172L171 39L173 40V42L174 41H176V45L178 46H176V53H177V55L179 56V57H176V58H174L173 57V59H172V57H170V56H168L167 55V53H164L166 50L164 49V47H163V45L162 44H156V45H158V46H156L158 49H159V51H158V49L157 50H155V51H158L157 53H158V55H161L162 54V52L164 53V54H162V65H164L163 67H165V68H167V66L169 67V64H172L173 66H171L170 65V67L169 68H171L172 69V67L174 68V66H175V68L174 69H176L177 67H179L180 65H181V63L182 62H184V63H182V64H184L183 66H182V69L181 68H178V70L177 71H179L180 73H181V75H180V73L179 72H177V75H180L182 78H184V79H187V80H183L181 83H175L174 85H176L175 87H174V89H173V91H172V95H173V97H174V99L176 98V96H177V100H179V98H180V100L183 102V100L181 99V98H186V102L187 101H189V102H191L192 101V103L194 102H196L195 104L193 103V105L195 106V108H196V106H197V110L198 111H200V115H201V122H200V125L198 124V126H200V128H198V130H202V129H204V131H207L206 130V128L208 127L209 128V126H210V128L211 129H208V131L210 130L211 132L209 133L208 132V135H209V137H210V134L212 135L211 136V138H208V135L204 132V131H202V132H204V135L207 137V139H208V143H210V145H211V148H212V146H214L212 149H214L215 151H216V153H217V155L219 154V156L218 157H220V161L223 159V162L225 163L224 165H228V167H230V168H232V169H235V170H233L234 171V173L237 175V177L239 178H241V179H243V180H245V181H243L242 183L240 182V183H238L237 184V186L238 185H240L239 187H237V186H235V187H237V188H239V189H237V188H235L234 187V190H235V192H234V195L235 196H237L236 198V200H238V199H240L241 200V202H244V199L246 200V201H248L251 197V199L253 200L252 202L249 200L248 201V203L247 202H244V204L247 206H245L243 203V207L241 206V204H239L240 206H241V208H240V210H241V213H242V211H244L243 212V214H245V215H247L248 214V210H250L251 208H252V204H254L253 206L255 207V208H257L256 210L258 211V214H259V212H260V215L262 216V218H264L263 216H264V194L263 193H261V192H263L262 190H259L258 188H255V187H253V189L251 188H249V187H252L253 186V182L252 183H250L249 181L251 180V178L253 177L252 175H251V173H250V171H249V169L248 168H246V167H244L241 163H242V161H240L241 160V158L239 157V156H235V158L234 157H232L234 154L232 153V152H230V153H227V151H223L222 149H220L219 150V148H221V142H220V139H219V137H221L220 136V133H219V135H218V132H217V129H216V127H217V124H216V122H214V121H211L210 119L212 118V116H210L211 114L209 113L210 111H209V105L211 104V103H209V98L211 97V98H213V96L215 95L214 93L216 92V95H217V91L218 90H216V85H217V83H218V81H221L220 80V78H218V80H216L217 82H213L215 85L212 87V85H213V83L211 82V80H210V78L207 76V73L205 72H203L202 71V75L204 76H202L201 74H200V72H201V70L199 71V70H197V68H196V71H195V68L193 69V67L195 66L193 63L194 62H191V61H193V59L192 58H194L195 56H193L194 54V52L192 53V50L191 49H189V47L187 46V45H184L183 43H185L184 42V40L182 39V38H178L177 36H181L180 34L178 35L177 33H175ZM4 35V36H3ZM21 35V37L19 38V40H18V38L17 37H19ZM62 35V36H61ZM66 35V36H65ZM164 35V34H163ZM7 36V37H6ZM24 36V37H23ZM42 36H44V37H41ZM51 37V38H49V37ZM9 37V38H8ZM15 37L17 38V39H15ZM23 37V38H22ZM37 37L39 38V40L37 39ZM57 37V38H56ZM133 37V38H132ZM135 37H136V39H135ZM6 38V39H5ZM32 38V39H31ZM43 38H45V41L43 40ZM51 41H53V42H50V40ZM63 38V39H62ZM67 38H68V40H67ZM129 38V39H128ZM175 40H174V39ZM179 40H178V39ZM13 39H15V40H13ZM23 41L22 43H21V40ZM24 39H27V40H24ZM29 39V40H28ZM48 39V40H47ZM55 39V40H54ZM60 40V42L58 43V41ZM62 39V40H61ZM66 39V40H65ZM124 39V40H123ZM126 39V40H125ZM177 39V40H176ZM12 40V41H11ZM31 40V41H30ZM42 40L44 41V42H46L45 44H46V46L44 47V43L42 42ZM48 41V43H49V45H48V43H47V41ZM57 40V41H56ZM129 40V42H126V41H128ZM135 41V43L133 44L131 41ZM149 40V41H148ZM9 41V42H8ZM14 41H16L15 43H13ZM19 41V42H18ZM33 41V42H32ZM54 41H55V44H54ZM69 41V42H68ZM139 41V42H138ZM179 41V42H178ZM29 42V43H28ZM61 42H63L62 44H63V46L61 45ZM66 42V43H65ZM137 42V43H136ZM145 42V43H144ZM178 42V43H177ZM182 44H181V43ZM17 43H19V44H17ZM24 43V44H23ZM41 43V44H40ZM44 45H43V44ZM66 45H65V44ZM67 43H68V45H67ZM129 43V44H128ZM130 43H132V44H130ZM12 44H13V46H12ZM22 44H23V48L22 49H20L21 47H22ZM37 46H40V47H36V45ZM38 44H40V45H38ZM137 44V45H136ZM21 46V47H18V46ZM29 45V46H28ZM41 45H43V46H41ZM60 45V46H59ZM143 45V46H142ZM145 45V46H144ZM162 47H161V46ZM184 45V46H183ZM2 46V47H1ZM29 47V49H28V47ZM30 46L32 47V49H34L35 50V52H34V50H33V52H31L32 51V49L30 48ZM34 46V47H33ZM66 48H65V47ZM25 47H27V48H25ZM155 47V46H154ZM185 47H187L186 49H185ZM216 47H218V42H217V44H216ZM4 48V49H3ZM40 48V49H39ZM65 48V49H64ZM160 48H162V49H160ZM25 49V50H24ZM29 51H28V50ZM38 49V50H37ZM188 49V50H187ZM2 50V51H1ZM24 50V51H23ZM65 50V51H64ZM183 50V51H182ZM189 50L191 51V52H189ZM6 51H8V52H6ZM162 51V52H161ZM5 52V53H4ZM10 52H12V53H10ZM31 52V53H30ZM161 52V53H160ZM3 53V54H2ZM15 53V54H14ZM17 53V54H16ZM30 53V54H29ZM38 53V54H37ZM39 53L40 54H42V55H39ZM7 54V55H6ZM22 54V55H21ZM28 54V55H27ZM188 54V55H187ZM10 55V56H9ZM15 56V58H14V56ZM17 55V56H16ZM27 55V56H26ZM29 55H30V57H29ZM33 55H34V57H33ZM43 55H44V57H43ZM176 55V56H177ZM185 55H187V56H185ZM8 56V57H7ZM169 58H168V57ZM192 56V57H191ZM8 59H10V60H8ZM38 59H37V58ZM43 57V58H42ZM54 57V58H53ZM182 57V58H181ZM11 58H13V59H11ZM32 60H31V59ZM35 58V59H34ZM40 58V59H39ZM164 58V59H163ZM178 58V59H177ZM180 58V59H179ZM4 59V60H3ZM15 59H17V60H15ZM46 59V60H45ZM48 59V60H47ZM76 59V60H75ZM35 60H36V62L37 63H35ZM39 60H40V64L42 65V60L46 63V64H48L49 66H46V64L45 63H43V65L41 66L40 64H39V67H38V62H39ZM80 60V61H79ZM83 60V61H82ZM163 60H164V63L166 64H164L163 63ZM172 60H174V61H172ZM182 60V61H181ZM190 60V61H189ZM8 61H9V63H8ZM15 61V62H14ZM51 61V63H49V62ZM79 61V62H78ZM167 63H166V62ZM169 61V62H168ZM179 61V62H178ZM31 62H33V63H31ZM54 62H56V65H57V67H56V65L54 64ZM75 63L76 62V64L74 65V64H72V63ZM176 62V63H175ZM177 62H178V64H177ZM8 63V64H7ZM12 63H14V65L12 64ZM16 63H17V65H16ZM58 63H59V66H58ZM44 64H45V68H43V66H44ZM63 64H64V66L65 67H62L63 66ZM69 64H70V67H69ZM72 64V65H71ZM77 64H78V66H77ZM80 64V65H79ZM81 64H83V65H81ZM168 64V65H167ZM178 65V66H176V65ZM3 65V66H2ZM6 65V66H5ZM11 67H10V66ZM16 65V66H15ZM37 65V66H36ZM68 65V66H67ZM186 65V66H185ZM18 66V67H17ZM19 66H20V68L22 67V69H20L19 68ZM51 66H53V67H51ZM73 66V67H72ZM75 66V67H74ZM77 66V67H76ZM6 67V68H5ZM13 67V68H12ZM15 67V68H14ZM42 69H41V68ZM46 67H47V69H46ZM51 69H49V68ZM67 67V68H66ZM183 67H185V68H183ZM3 68H5V69H3ZM10 68V69H9ZM13 70H12V69ZM18 68V69H17ZM71 68H73V70H71ZM74 68H77V69H74ZM80 68V69H81ZM127 68V69H126ZM187 68H190L189 70L187 69ZM14 69L16 70V71H14ZM65 69V70H64ZM129 69V70H128ZM180 69V70H179ZM187 69V71H184V70H186ZM193 69V70H192ZM18 70V71H17ZM71 72H70V71ZM123 72H126L127 74H130V72H131V69H130V67L127 65V64H124V67H123ZM2 71H3V73H2ZM10 71L12 72V71H14L15 73L14 74H16V75H19V77H21V79H22V81H24V85H25V88H26V90H34L35 91V88L37 87V90L36 91H38V88L40 89V92H37V94L39 93V97H41L40 98V100L42 101V103H44L45 105L44 106H42L43 104L41 103L40 105H38V107H36V111H38V112H36V111H33V110H27L28 108H24V104L22 103L23 101L22 100H24V95H22V96H20L19 95V93L16 91V90H12L11 88H12V86H13V84H12V79L10 78V74H9V76L7 75L8 73H6V72H9L10 73ZM21 71H23V72H21ZM25 71V72H24ZM38 71V72H37ZM44 71V72H43ZM46 71V72H45ZM48 71V72H47ZM62 71H63V73H65L66 74V72H67V74L69 75V78H68V76H67V74H66V76H65V74H63L62 73ZM68 71H69V73H68ZM188 71H189V73H188ZM19 72H21V73H18ZM41 72V73H40ZM129 72V73H128ZM174 72H176V70L174 71ZM199 72V73H198ZM5 73V74H4ZM23 73H24V75H23ZM184 73L186 74V75H184ZM2 74V75H1ZM41 74V75H40ZM50 74V75H49ZM126 74V75H127ZM132 74V73H131ZM130 74V75H131ZM182 74H183V76H182ZM200 74V75H199ZM204 74H206V75H204ZM5 75H7V76H5ZM197 75V76H196ZM2 76H4V77H2ZM25 76V77H24ZM64 76V77H63ZM74 76L72 77V79L74 78ZM199 76V77H198ZM201 76V77H200ZM206 76V77H205ZM2 77V78H1ZM7 77V78H6ZM11 79H9V78ZM189 77H192V78H190V80H189ZM194 77V78H193ZM197 77V78H196ZM25 78V79H24ZM64 78H65V80H64ZM68 78V79H67ZM199 78V79H198ZM200 78H202V79H200ZM204 78H205V80H206V82H204V83H206V84H203V81H205L204 80ZM208 78V79H207ZM7 79V80H6ZM67 79V80H66ZM71 79V80H72ZM195 80V81H194ZM4 81H5V85H3L4 84ZM63 81H66V83L65 82H63ZM187 81L188 83H189V81H190V83L189 84H192L191 85V87H190V85L189 84H187V83H185V82ZM41 82V83H40ZM183 82H184V86H183V88H182V86H180V84H183ZM192 82V83H191ZM33 83V84H32ZM64 83V84H63ZM201 83V84H200ZM9 84V85H8ZM12 84V85H11ZM123 83H120L119 84V87H124L125 89H127V90H125V89H123V90H125V91H128V89H129V93H131V96H133V97H137V98H143L144 97V95L143 94H141V92H140V90L139 91H135V90H138L137 88H135L134 86H131L132 84H129L128 86H124V84L122 85ZM177 84H178V87H177ZM189 85V87H187L186 85ZM33 85V86H32ZM61 85H62V87H61ZM122 85V86H121ZM196 85V86H195ZM204 85V86H203ZM210 85H211V87H210ZM5 86V87H4ZM10 88H9V87ZM129 86H130V88H129ZM207 86H209V88H207ZM216 86V87H215ZM30 87V88H29ZM33 87V88H32ZM69 87V88H68ZM179 87H181L180 88V90H184L185 92L187 91L188 93H185L183 90L182 91H180V90H178L179 89ZM3 88H4V90H6V91H3L2 92V90H3ZM132 88H133V90L134 91H131L132 90ZM185 88H190V90L188 89H185ZM191 88H193L195 91L193 92L192 90H191ZM204 88V89H203ZM207 89V91H206V89ZM213 88V89H212ZM215 88V89H214ZM122 89V88H121ZM177 89V91H179V92H176L175 90ZM212 89V90H211ZM72 92V91H74V92H70V91ZM208 90H209V92H208ZM214 90V91H213ZM9 91V92H8ZM68 91V92H67ZM204 91H206V94H205V92ZM8 92V93H7ZM12 92H14V93H18V99L15 97V94L14 93H12ZM132 92H134V93H132ZM139 92V93H138ZM174 92H176V93H174ZM195 92H198V93H195ZM214 92V93H213ZM10 93V94H9ZM42 95H41V94ZM179 93V94H178ZM214 95H213V94ZM13 94V95H12ZM181 94H183V95H181ZM184 94H185V96H184ZM188 94V95H187ZM190 94H192V95H194V97H195V95H196V97H195V99H196V101H194L195 99H194V97L193 96H191ZM197 94H198V97H197ZM210 95V97H209V95ZM212 94V95H211ZM25 95H27L26 93H25ZM72 95V96H71ZM135 95V96H134ZM140 96V97H138V96ZM180 95V96H179ZM186 95H187V97H186ZM189 95H190V97H189ZM201 95V96H200ZM205 95V96H204ZM208 95V96H207ZM8 96V97H7ZM12 98H11V97ZM28 96V95H27ZM26 96V97H27ZM43 96V97H42ZM64 96V97H63ZM200 96V97H199ZM208 98H207V97ZM4 97V98H3ZM76 97V98H75ZM2 98V99H1ZM43 98V99H42ZM63 98V99H62ZM66 98H68V99H66ZM70 98V99H69ZM191 98V99H190ZM200 100H199V99ZM215 98V97H214ZM5 101H7V102H5ZM8 99V100H7ZM49 99V100H48ZM66 99V100H65ZM173 99V100H174ZM190 99V100H189ZM193 99V100H192ZM201 99H202V101H201ZM205 99V100H204ZM44 100V101H43ZM49 102H48V101ZM65 100V101H64ZM69 102H68V101ZM199 100V101H198ZM208 101V103H209V105H208V103L206 102V103H203V101L205 102V101ZM16 101V102H15ZM20 101V102H19ZM156 101H157V104L158 103H160V98H158V100H157V98H156ZM17 102H19V103H17ZM64 102H67V103H64ZM178 103H180L179 101H177ZM202 102V103H201ZM9 103V104H8ZM21 103V104H20ZM49 103V104H48ZM64 103V104H63ZM69 103V104H68ZM162 103V102H161ZM160 103V105H162ZM199 103V104H198ZM201 103V104H200ZM23 104V105H22ZM64 106V108H63V106ZM182 105H183V103H181ZM180 104V105H181ZM202 104L204 105V106H202ZM11 105V106H10ZM20 105H21V107H20ZM67 105V106H66ZM200 105V106H199ZM17 106V107H16ZM23 106V107H22ZM42 106V107H41ZM49 106V107H48ZM205 106H208L207 108L205 107ZM3 107H5L4 109H3ZM6 107H8V108H6ZM165 107L168 109V112H170L171 114H173V113H175L174 112V110H170V108L165 104ZM44 108V109H43ZM45 108H47V109H45ZM64 110H63V109ZM202 108V109H201ZM5 109H8V110H5ZM24 111V112H27V113H24L22 110ZM39 109V110H38ZM40 109H42V112L44 111V112H47V115H46V113L44 114V112L42 113L41 112V110ZM207 111H206V110ZM21 110V111H20ZM66 110V111H65ZM263 110H264V107H263ZM3 111H4V113H3ZM21 113H20V112ZM65 111V112H64ZM5 112H9V114L8 113H6L5 114ZM24 114H23V113ZM29 112V113H28ZM66 113L65 115H64V113ZM68 112V113H67ZM173 112V113H172ZM208 114H207V113ZM18 113V114H17ZM30 113H32V116H30ZM37 113V114H36ZM39 113H40V115H39ZM21 114H22V116H24L25 114V116H24V118L21 116ZM33 114H35L34 116H33ZM51 114V115H50ZM62 114V115H61ZM12 117H11V116ZM203 115V116H202ZM22 117V118H20V117ZM38 116H40L39 118H38ZM45 116V117H44ZM62 116V119L60 118ZM65 116V117H64ZM27 117V118H26ZM36 117L38 118V120L39 121H37L36 120ZM47 117V118H46ZM50 117H52V118H50ZM204 117V118H203ZM6 118V119H5ZM17 118V119H16ZM30 120H29V119ZM35 118V121L33 120ZM45 118V119H44ZM50 118V119H49ZM63 118H65V120L63 121ZM67 118V119H66ZM5 119V120H4ZM22 119V120H21ZM23 119H27V121H23ZM54 119V120H53ZM204 119V120H203ZM10 121V123H9V121ZM19 120H21V121H19ZM51 120H53L52 121V123H51ZM62 120V121H61ZM206 120V121H205ZM213 120V119H212ZM3 121V122H2ZM61 121V122H60ZM205 121V123H203L202 124V122H204ZM1 122H2V125H1ZM7 122V123H6ZM20 122H24V123H21V124H19ZM31 122V123H30ZM45 122L47 123V125L45 124ZM50 122V123H49ZM63 122V123H62ZM69 122V121H68ZM187 124H186V123ZM189 122V123H188ZM4 123V124H3ZM9 123V124H8ZM26 123L29 125L30 124V126H32L30 129H28L29 127L26 125ZM32 123H34V124H32ZM38 123H41V125L39 124V125H36V124H38ZM44 123V124H43ZM54 123H55V125L56 126H54ZM185 123V124H184ZM192 123V125H190ZM190 123V121L189 120H186V119H184V120H182L181 122H178V124L180 125V124H184V125H190L192 128L195 126V127H197L196 126V124H195V122H191ZM18 124V125H17ZM23 124V127L21 126L20 127V125H22ZM32 124V125H31ZM64 124V125H63ZM8 125H10V126H8ZM47 126V128H46V126ZM184 125L182 126V125H180L181 127H184ZM203 125V126H202ZM213 125V126H212ZM3 126V127H2ZM7 126V127H6ZM17 126V127H16ZM25 126V127H24ZM26 126H27V128H26ZM33 126H34V129H35V127H37L36 129V131L33 129ZM42 127L40 130H42L43 131V129L45 130V132H47L46 130H48V132L46 133V134H48V135H51V137L53 136V138L55 139V146H56V148L57 149H59L58 150V156L60 157H58V156H54V157H52L51 156V154L49 153V152H45L47 155H49V156H47L45 153L43 154L42 153V156L44 155L46 158H44V156H43V158L42 157H40L39 156V158L37 157L38 155H41V154H38L37 155V152H36V150L34 149V148H32V145H33V147H35L34 145V143H36V138H37V133H38V129L40 128V127ZM53 126V127H52ZM59 127V131L60 132H58V128H56V127ZM206 128H205V127ZM212 126V127H211ZM9 127V128H8ZM10 127H11V129H10ZM39 127V128H38ZM66 127V128H65ZM194 127V128H195ZM28 129V130H26V129ZM64 128V129H63ZM184 128H189L190 129V127L188 126V127H184ZM191 128V129H192ZM25 129V130H24ZM33 129V130H32ZM2 130H4V131H2ZM8 130H10V131H8ZM64 130V131H63ZM66 130V131H65ZM216 130V131H215ZM29 132L30 131V133H24V134H22L23 132ZM35 131V132H34ZM52 133H51V132ZM54 131V132H53ZM249 131V130H248ZM7 132H10V133H7ZM14 132H16V135H11L12 133H14ZM35 134V135H33V133ZM37 132V133H36ZM56 132H58V133H56ZM201 132V133H202ZM3 133V134H2ZM54 133H56L57 135L55 136V134ZM215 133V134H214ZM5 134H7V135H5ZM15 134V133H14ZM30 134V135H29ZM67 134V135H66ZM4 135V136H3ZM22 135H25V136H23L22 137ZM28 135V136H27ZM33 135V136H32ZM60 135V136H59ZM67 136V138H66V136ZM16 136V137H15ZM26 136H27V139H25L26 138ZM36 138H35V137ZM129 136H130V134H129ZM205 136H204V138H205ZM2 137V138H1ZM61 137V138H60ZM10 138H13L12 140L10 139ZM15 138H18L17 140L18 141H16V140H14ZM29 138H33V139H35V140H32V139H30L29 140ZM58 138H60V139H58ZM66 138V139H65ZM5 139H6V141H5ZM210 139V140H209ZM212 139V140H211ZM22 140V141H21ZM69 140V141H68ZM143 140H145L146 142H144ZM11 141V142H10ZM31 141H33L32 143H31ZM66 141H67V145L68 146H71V148H70V150H67V149H69V147L66 145ZM213 141V142H212ZM14 142H15V145H14ZM30 143V145H29V143ZM70 142V143H69ZM80 142V141H79ZM82 142H83V140H82ZM140 142H142L143 143V145H142V143L140 144ZM140 142H138L136 145V150L138 151V153L140 152V157H141V159L142 160H144V161H142V162H144L145 164H148V165H145L144 163H143V166H144V168H145V171H150V172H148V173H152V174H157V175H159L158 177L159 178H156L157 180H158V182H159V184H161V181H164V182H162L163 184L161 185L162 186V188H161V186L159 187V189L160 190H162V191H160V193L161 194H163V195H161V197H162V200H161V203L162 204H164L165 202V200L167 201L168 200V202L167 203H165L164 205H168V203L170 204L169 206H172V202H173V207H175V206H177L178 207V211L179 212H181V211H183L182 213H180L181 214V216L183 215L184 216V218L186 217V221H185V219L183 218V216L181 217V218H183L184 220H182V221H185V222H182L181 221V223H183V224H181L180 222H176L175 221V223L173 222V221H166L164 218H162L163 217V215H162V213H161V209H160V206H158V205H155V204H149V203H146L147 205H144V204H138V206H136L135 208L137 209V210H141V212H143L146 216H148V217H151V218H153L154 220L156 219V217H157V219L155 220V221H157V224L158 225H163L162 224V222L163 221H166V222H163L165 225H163V226H159V233H160V235L163 233H172V234H174L175 232L176 233H178V235L176 234H174L175 236H177V238L181 241H179V243L177 242L175 245H179V247H178V245L177 246H175L176 247V251H177V253L178 254H180V253H182L181 254V256H183V258L186 256V254H187V256H188V252L190 251V252H192V254L193 255H197V257L199 258V257H201V258H199V260H200V262H197V261H199L198 259H196L197 257H193L192 255H189V256H191L190 258H192V260H189L190 258H187V260H188V262H191V261H193L194 259H196V261H193L194 262V264L196 263V264H201V262H202V264H204V259H206L207 257V259L209 260H207L209 263H211V258L212 259H214V260H221V261H219V262H221V264H222V260H223V264H226V262H224L226 259L227 260H229V259H231V261L229 260V261H227L228 263L227 264H230V262L232 263V261H233V263L232 264H248V263H250V264H255V262H256V264H258V260H256V259H253V258H251V259H246V258H241V256L239 257L238 255H235V256H237V258L235 257L234 258V255L232 256V253H230V252H227V251H225L224 250V248H223V251H222V247L221 246H219L213 239H211L212 237V234H211V232L209 233V232H204L203 233V231H204V229H202V228H200V226H198V224H196L198 221H196V220H198V218H200V217H198V214L197 215H193V214H196V213H193V212H191L190 210H185V208H183V206L182 205H180L179 203H177V200H176V197H175V194H174V192L171 190V181L169 182V180H168V176H167V178H166V174L165 173H161V171L162 172H164L163 171V169H161L160 167V165L158 164V162H159V156L158 157H156L159 153L158 152H156L155 150H154V148H152V146L149 144V142L144 138V139H142ZM148 142V143H147ZM211 142H212V144H211ZM10 143V144H9ZM17 143V144H16ZM26 143V144H25ZM28 143V144H27ZM61 143V144H60ZM73 143V142H72ZM6 144H8L7 146H6ZM22 144H25V147H23L24 145H22ZM85 145H86V142L84 143ZM83 144V145H84ZM146 145V148L144 147L145 145ZM255 144H257V143H255ZM18 145V146H17ZM22 145V146H21ZM26 145H28V146H26ZM59 145H62L61 147H59ZM84 145V146H85ZM140 145V146H139ZM142 145V146H141ZM221 145V146H220ZM6 146V147H5ZM9 146V148L7 149V147ZM14 146V147H13ZM23 147V148H27L28 150H29V152H26L27 150H23V152H22V149L23 148H21L20 149V147ZM219 146V147H218ZM258 146V145H257ZM68 147V148H67ZM140 147H142V148H140ZM143 147H144V149H143ZM147 147H151L149 150L150 151H148V149H147ZM218 147V148H217ZM223 147V146H222ZM255 146L253 145V148H254ZM1 148H3V149H1ZM11 148V150L9 151V149ZM60 148H61V150H60ZM5 149V150H4ZM31 149V150H30ZM32 149H34V150H32ZM64 149V150H63ZM255 149V148H254ZM1 150H2V152H1ZM8 150V151H7ZM92 150V151H91ZM97 150H98V152H97ZM101 150V151H100ZM145 150V151H144ZM147 150V151H146ZM154 150V151H153ZM223 152H222V151ZM19 151H20V153H19ZM70 152V153H68V152ZM89 151H91V152H93V154L91 153V152H89ZM153 151V152H152ZM13 152H15L16 154L14 155L13 154ZM24 152H26V153H24ZM32 152V153H31ZM95 152V153H94ZM146 152V153H145ZM149 152V153H148ZM156 152V153H155ZM18 153V154H17ZM30 153V154H29ZM49 153V154H48ZM61 153H62V155H61ZM67 153H68V155L70 156V158H69V156L67 155ZM90 153V154H89ZM155 153V154H154ZM158 153V154H157ZM253 154L255 153L254 151L252 152ZM251 153V154H252ZM22 154H24V155H22ZM30 156H29V155ZM61 156H60V155ZM64 154V155H63ZM92 154V155H91ZM99 154V155H98ZM145 155L144 156V158H143V155ZM222 154V155H221ZM253 154H252V156H253ZM2 155V156H1ZM32 155H36L35 157L36 158H33L32 157ZM67 156V158H66V156ZM98 155V156H97ZM151 155V156H150ZM156 155V156H155ZM228 155V156H227ZM231 155V156H230ZM17 156H18V158H17ZM20 156H22L21 157V159H20ZM28 156V157H27ZM94 156V157H93ZM96 156V157H95ZM147 156V157H146ZM155 156V157H154ZM223 156V157H222ZM252 156H250V157H252ZM49 157V158H48ZM50 157H52V158H50ZM63 157V158H62ZM153 157V158H152ZM222 157V158H221ZM237 157V158H236ZM24 158V159H23ZM32 158V159H31ZM42 158V159H41ZM59 161V163H58V161L56 160V159ZM61 158H62V161H61ZM96 160H95V159ZM148 158V159H147ZM155 158V159H154ZM226 158V159H225ZM239 158H240V160H239ZM11 159V160H10ZM56 160V162H55V160ZM64 159V160H63ZM69 159V160H68ZM88 159V158H87ZM91 159V160H90ZM147 159V160H146ZM149 159H151L152 161L150 162L149 161ZM235 161H234V160ZM17 160V161H16ZM45 160V161H44ZM47 160H49V161H47ZM54 160V161H53ZM145 160L147 161V163L145 162ZM156 160V161H155ZM2 161V162H1ZM6 161H8V162H6ZM10 161H11V163H10ZM14 161V162H13ZM42 161V162H41ZM53 161V163H51ZM6 162V163H5ZM16 162V164H17V167H14L13 165H15L16 166V164H14ZM41 163V165H40V163ZM92 162V163H91ZM97 162H98V164H97ZM154 162V163H153ZM222 162V161H221ZM223 162H222V164H223ZM229 162V164H231V165H229V164H227ZM241 162V163H240ZM13 163V164H12ZM19 163H20V165H19ZM34 163V164H33ZM39 163V164H38ZM47 164V166L45 165V164ZM50 163V164H49ZM60 163L62 164L61 166H66V167H68V168H66V167H60ZM88 163H87V165H88ZM12 164V166L13 167H11L10 165ZM24 164V165H23ZM44 164V165H43ZM74 164V165H73ZM154 166H153V165ZM155 164H157V165H159V167L157 166V165H155ZM19 165V166H18ZM37 165V166H36ZM40 165V166H39ZM95 165V166H94ZM150 165H151V167L152 168H150ZM20 166H23L22 168L20 167ZM157 166V167H156ZM23 170H21L20 168ZM29 167H31V168H29ZM34 169H33V168ZM60 167V168H59ZM90 167V168H89ZM92 167H93V169H92ZM153 167L155 168L156 167V169L155 170H158V171H155L154 169H153ZM234 167V168H233ZM239 167V168H238ZM3 168H5V169H8V170H5V169H3ZM12 169V170H10V169ZM65 170H64V169ZM80 168V169H79ZM159 168V169H158ZM237 168V169H236ZM246 168V169H245ZM26 169V170H25ZM27 169H29V170H27ZM32 169V170H31ZM67 169H69V170H67ZM83 169V170H82ZM87 170V169H89L88 171H85V170ZM147 169H150V170H147ZM246 171H245V170ZM10 170V171H9ZM17 170V171H16ZM71 170H73L72 172H71ZM135 171V173H136V168L134 169ZM240 172H239V171ZM243 170V171H242ZM248 170V171H247ZM12 171V172H11ZM16 171V172H18V173H14V172ZM20 171V172H19ZM25 171V172H24ZM26 171H28V172H26ZM32 171V172H31ZM85 172V174H83L84 172ZM95 171V172H94ZM151 171H155L154 173L153 172H151ZM160 171V172H159ZM235 171H237V172H235ZM4 172V173H3ZM6 172V173H5ZM11 172V173H10ZM24 172V173H23ZM32 174H31V173ZM81 172V173H80ZM88 172V173H87ZM90 172V173H89ZM8 173H9V175H8ZM12 173H13V178H12ZM21 173H23L22 175H20ZM26 173H27V175L30 177L29 179L31 180L32 179V176H34L33 177V179L34 178H36L35 180H28V176L26 175ZM28 173H30V174H28ZM56 175H55V174ZM250 173V174H249ZM18 174V177H17V180H20V181H22V179H23V181H22V183L20 182V181H18V183H17V180H13L14 178H16L15 176ZM26 176H25V175ZM36 174V175H35ZM78 174V175H77ZM4 175V176H3ZM21 177H20V176ZM24 175V176H23ZM31 175V176H30ZM52 175V176H51ZM157 175H153L154 177H157ZM165 177H164V176ZM249 175V176H248ZM3 176V178H1ZM8 176V177H7ZM11 176V177H10ZM22 176H23V178H22ZM72 176H74V175H72ZM94 176H95V179H94ZM248 176V177H247ZM9 177H10V179H9ZM25 177V178H24ZM37 177H38V179H37ZM41 177V178H40ZM89 177V178H88ZM245 177H247V178H245ZM249 177H250V179H249ZM4 178H7V180H8V182H6L7 180H5V183H4ZM44 178V179H43ZM52 178V179H51ZM55 178V179H54ZM161 178V181H159V179ZM164 178V179H163ZM11 179L16 183V184H14L12 181H11ZM89 179H91L90 181H89ZM163 179V180H162ZM39 180V181H40ZM249 180V181H248ZM25 181V182H24ZM54 181H56V183H54ZM13 184H12V183ZM23 182L25 183V184H23ZM27 182H29V183H27ZM34 182V183H35ZM169 183V185H167L168 183ZM249 182V183H248ZM11 183V184H10ZM33 183V182H32ZM51 184V186H50V184ZM54 183V184H53ZM164 183H166L165 184V186H164ZM249 185H248V184ZM19 184V185H18ZM27 184V185H26ZM243 184V185H242ZM247 184V185H246ZM12 185V186H11ZM15 185V186H14ZM18 186V188H17V186ZM30 185H31V183H30ZM29 185V186H30ZM48 185V186H47ZM22 186V187H21ZM47 186V187H46ZM163 186H164V188H163ZM170 187V189H169V187ZM248 186V187H247ZM21 187V188H20ZM4 188V189H3ZM20 188V189H19ZM248 189V190H245V189ZM2 189V190H1ZM14 189V190H13ZM15 189L16 190H18V191H15ZM256 190V192H255V190ZM6 191V193H5V191ZM172 192H171V191ZM243 190V191H242ZM245 190V191H244ZM250 190V191H249ZM252 190V191H251ZM254 190V191H253ZM259 190V191H258ZM12 193H11V192ZM14 191L15 192H17V193H14ZM101 192V195H102V193H103V195H102V197L104 198V200H106L107 198H105V197H108V199L109 198H111V197H116V196H114L113 195V192L111 193V191H109L108 189H101L100 190ZM103 191V192H102ZM247 191H249L248 193H246ZM261 191V192H260ZM9 192H10V194H9ZM108 192V193H107ZM166 192H168V193H166ZM242 192V193H241ZM243 192H244V194H243ZM13 193L17 196V197H15V196H13ZM106 195H105V194ZM111 193V194H110ZM246 193V194H245ZM5 194H8L9 195V197L7 196V195H5ZM167 194V195H166ZM171 194H172V196H171ZM239 194V195H238ZM252 194V195H251ZM253 194H255V195H253ZM12 197H11V196ZM108 195V196H107ZM111 195H113V196H111ZM174 195V196H173ZM245 195V197L246 198H243L242 196H244ZM241 196V197H240ZM4 197V198H3ZM6 197V198H5ZM7 197L9 198V199H7ZM239 197V198H238ZM248 197V198H247ZM256 197V198H255ZM10 198H13V199H11L12 200V203H11V201H10ZM117 198V197H116ZM256 200H255V199ZM7 199V200H6ZM119 199V200H118ZM118 199H117V201H118V203L120 202H122L121 204L119 203V208L121 207L124 211H126V213H128V211H129V214L131 215V216H129V214H128V217L131 219V220H133L132 218V213H134V211H135V208H134V210H133V207L131 206V204L130 205H127V204H129L130 202L129 201H125V200H128V199H126V198H123V197H118ZM120 199H121V201H120ZM234 199H235V197H234ZM248 199V200H247ZM258 200V204L256 203H254V202H256ZM260 200V201H259ZM7 201V202H6ZM13 201H15L14 202V204H13ZM163 201V202H162ZM123 202H125V203H123ZM127 202H129V203H127ZM240 202V203H241ZM250 203V204H249ZM261 203V204H260ZM5 205V208H3V206ZM10 204V205H9ZM177 204V205H176ZM247 204H249V205H247ZM9 207H8V206ZM121 205V206H120ZM148 205H150V206H148ZM239 205H238V207H236V208H231L230 209V211L232 210V211H235V214H236V212L238 213V212H240L239 211ZM6 206H7V208H10L9 210L11 211V209L12 210H14V211H9L8 209L6 210ZM13 206V207H12ZM124 206V207H123ZM132 208H131V207ZM250 206V207H249ZM102 207H104V208H102ZM126 207H127V209H126ZM139 207V208H138ZM143 207V208H142ZM144 207H146V208H144ZM149 207V208H148ZM155 207H158V208H155ZM176 207V208H177ZM180 207H182L181 209H180ZM259 207H262V209L261 208H259ZM1 208H3L2 210H1ZM98 208H100V209H98ZM97 209L98 210H100L101 211V209H102V211L103 210H105V208H106V212H108L109 213V216L110 217H112V218H116L117 217V212L119 211V208H118V211L116 210L117 208L116 207H109V208H107L105 205H100L99 207H98ZM114 210L115 208V210L117 211V212H115V211H113L112 209ZM128 208H129V210H128ZM238 208V209H237ZM108 209H109V211H108ZM126 209V210H125ZM142 209H143V211H142ZM153 210V211H148V210ZM180 209V210H179ZM235 209V210H234ZM260 209V210H259ZM111 210V211H110ZM128 210V211H127ZM139 210V211H140ZM159 210V212H157ZM6 211H9L8 213L6 212ZM133 211V212H132ZM146 213H145V212ZM186 211L187 212H190V216L188 215V213H186ZM232 211L230 212L231 214V216L234 214V212H233V214H232ZM5 212V213H4ZM111 212H113V214L111 213ZM149 213V215H148V213ZM107 213V214H108ZM156 213V214H155ZM160 213V214H159ZM185 213V214H184ZM247 213V214H246ZM9 216L10 215V219L9 218H6L7 216ZM11 214H12V216L14 217V218H12V216H11ZM117 214V215H116ZM150 214H151V216H150ZM157 214H159V216L157 215ZM234 214V215H235ZM263 214V215H262ZM5 215V216H4ZM114 215H116V216H114ZM152 215L154 216V217H152ZM161 215H162V217H161ZM232 216L231 218L232 219H234V217L235 216ZM133 216H134V214H133ZM6 218V219H4V218ZM15 217H16V219H18V220H15ZM159 217H161V218H159ZM192 217H194V218H192ZM196 217V218H195ZM247 217H248V215H247ZM250 220H252V221H249V219H248V223L249 222H253V219L252 218H250V217H248ZM14 219V220H13ZM190 219V220H189ZM193 219L195 220V222L193 223ZM263 221H264V219H262ZM8 221V222H7ZM12 221V222H11ZM14 221H15V224L17 225H13L14 224ZM17 221V222H16ZM113 221V220H107L106 221V224H105V227H109L110 226V224L109 223H111V222ZM159 221V222H158ZM190 221V222H189ZM108 222V223H107ZM169 222V223H168ZM172 222V223H171ZM187 222H189V223H187ZM256 222V221H255ZM255 222H253V224L251 225V224H249L248 225V223L247 224H242V226L243 225H247V227L248 228H246V226H243V229L244 230H242V228H236L237 226H239L240 224H238L239 222H237V224H235V229H234V231L238 234V232L240 233L241 231L242 232H252L253 231V233L254 234H256L255 232L257 231V235H254L253 233H251V236L253 235V237L254 236H259L258 235V227L259 228H261L260 229V231L262 232V230L264 229V223H263V225H262V227H260V224H259V226L257 225L258 224V222H256V224H254ZM9 223H11V224H9ZM246 223V222H245ZM2 224V225H1ZM25 225V226H22V225ZM180 225V226H178V225ZM188 224H189V226H188ZM4 225V226H3ZM13 225V226H12ZM170 225V226H169ZM182 225H183V227H182ZM237 225V226H236ZM253 225L256 227V225L258 226V227H256L257 229L255 230V232H254V229H253ZM2 226V227H1ZM166 226H169V227H167L166 228ZM186 226V227H185ZM198 226V227H197ZM224 226V225H223ZM241 226V225H240ZM239 226V227H240ZM23 227H24V230H23ZM163 227H164V229H163ZM172 227V228H171ZM176 228V229H174V228ZM182 227V228H181ZM225 227V226H224ZM245 227V228H244ZM8 228H9V230H8ZM12 228V229H11ZM186 228V229H185ZM191 228V229H190ZM217 228H221V231H219L220 229H218L217 230ZM215 230V232H219V234H223V233H226L225 231H227L228 232V230H226V228H229V227H225L223 230H222V226L220 225V226H218ZM251 228V229H250ZM263 228V229H262ZM4 229V230H3ZM7 229V230H6ZM27 229V230H26ZM30 229V230H29ZM163 229V230H162ZM169 230V232L167 231V230ZM182 229H185V230H188V231H190V233L189 232H187L186 231V233H185V230H183L182 231ZM190 229V230H189ZM202 229V230H201ZM236 229H238V231H236ZM250 229V230H249ZM13 230V231H12ZM17 230V231H16ZM21 230V231H20ZM162 230V231H161ZM170 230H173V231H170ZM174 230H177V231H174ZM180 230V231H179ZM247 230V231H246ZM249 230V231H248ZM29 231H30V235H32L31 233L33 232L34 234V237H32V236H30L29 235ZM161 231V232H160ZM165 231V232H164ZM167 231V232H166ZM233 231V230H232ZM2 232V233H1ZM4 232H5V234H4ZM11 232H12V234H11ZM13 232H15V233H13ZM16 232H17V234H16ZM18 232H20L19 234H18ZM23 232V233H22ZM25 232V233H24ZM54 232V231H53ZM180 232H182V233H180ZM221 232V233H220ZM229 232H231V229H230V231ZM241 232V233H242ZM263 232H264V230H263ZM8 233V234H7ZM22 233V234H21ZM170 233V234H171ZM208 233L211 235V236H209L208 235ZM9 235V238H7L8 236L7 235ZM24 234H25V236H24ZM182 234V235H181ZM185 234V235H184ZM207 234V235H206ZM260 234V233H259ZM264 233H262L260 236H259V239L260 238H262L261 240H260V242L259 241H257L258 239H256V238H258V237H256L255 239H256V243L258 242L259 243V245H261L262 246V248L264 249V243H261V242H263L264 240V236H262ZM3 235H5L4 236V238H1V236L3 237ZM18 235H19V237H18ZM20 235H23L24 237H20ZM165 235H167V234H164V236ZM187 235V236H186ZM215 235V234H214ZM250 235V234H249ZM30 237V238H27V237ZM163 236V235H162ZM184 238H183V237ZM187 238H186V237ZM197 236V237H196ZM209 236V237H208ZM217 236V235H216ZM194 239V240H197L200 244H198L197 243V241L196 242H194V240L192 239V238ZM27 238V239H26ZM183 238V239H182ZM191 238V239H190ZM202 238V239H201ZM3 239V240H2ZM8 239V240H7ZM185 240V239H187V240H191V245H188V244H190V243H188L189 241H187L186 240V242L188 243H185V241H182V240ZM6 240V241H5ZM25 240L27 241V242H25ZM30 242H29V241ZM33 240V242H34V240H35V243H31V241ZM3 241V242H2ZM55 241V240H54ZM53 241V243H56V244H54V245H56V246H54V245H52L51 244V247L53 246V250H56V251H54L55 253H57L56 254V261H53V264H57L56 262H57V260L58 259H60V260H58V264H79L80 262V264H82V260H83V263L84 264H90V262H92L93 260L95 261L96 260V258L95 257H93L94 259H92V257H90V256H88V254L86 255V254H82V253H84V252H81V251H79V254H80V252H81V254L79 255H77L76 256V258H73L74 256H72V258H73V260L72 259H70L69 257V259L70 260H68V258L67 259H65L64 260V258H61V257H59V253H60V251L58 250V242L57 241H55L54 242ZM194 242V244H192L193 242ZM10 242V243H9ZM21 242H23V243H21ZM25 242V243H24ZM212 242V243H211ZM215 244H214V243ZM195 243H197L198 245H200L199 247L200 248H202L203 246H202V243L204 244V243H206V244H204L205 245V247H203V248H205V249H208L207 251L209 252V255L207 254V256L205 257V256H201V254L199 253V251L197 250V248H198V245L196 244L195 245ZM181 244H183V245H181ZM187 244V245H186ZM213 244L215 245V246H217L218 247V249H216L217 247H215V246H213ZM263 244V245H262ZM27 245V246H26ZM32 245H33V247H32ZM182 247H181V246ZM194 245L196 246V247H194ZM212 246V248H211V246ZM37 246V247H36ZM43 246V247H42ZM183 246H187V247H185V248H188V252H185V251H183L184 249V247ZM192 246V247H191ZM209 246V247H208ZM34 247L35 248H37L36 250L34 249ZM39 247V248H38ZM177 247H178V249L179 250H177ZM180 247H181V249H180ZM207 247V248H206ZM34 250V251H32V249ZM41 248H43V249H41ZM59 248H60V245H59ZM221 248V249H220ZM31 249V250H30ZM190 249H192V251L190 250ZM199 249V248H198ZM211 249V250H210ZM215 249V250H214ZM31 251V253H32V255H30L31 253H29L30 251ZM43 252H41V251ZM58 250V251H57ZM182 252H181V251ZM187 250V249H186ZM193 250H194V252H193ZM178 251H180V252H178ZM197 253H196V252ZM214 251H217V253L216 252H214ZM218 251H219V253H218ZM225 251V252H224ZM33 252H35V253H33ZM41 254H40V253ZM189 252V254H191ZM213 252H214V254H213ZM28 255H30V256H28ZM199 253V254H198ZM2 254H4V253H2ZM19 254V255H20ZM38 254H40L39 255V261H38ZM183 254H185V256L183 255ZM218 254H219V256H218ZM223 254V255H222ZM226 254H227V256H226ZM16 255H18V254H16ZM27 255V256H26ZM34 255V256H33ZM36 255V256H35ZM212 256L211 258H209V256ZM215 255H217V257L215 258L214 256ZM232 257H231V256ZM40 256H41V258H42V260H41V258H40ZM80 256V257H79ZM85 256H88L87 257V259H89L90 260V258H91V261L89 262V260H86L85 259ZM186 256V257H187ZM188 256V257H189ZM220 256H221V258H220ZM225 256V257H224ZM3 257V256H2ZM82 257H84V259L82 258ZM202 257H204V258H202ZM224 257V258H223ZM182 258V259H183ZM194 258V259H193ZM16 260V262H17V264L19 263V264H23V263H25V261H24V259H22V256H20V259L22 260H20L19 259V256H16V258H15ZM18 259V260H17ZM31 259V258H30ZM75 259V260H74ZM80 259V260H79ZM186 259V258H185ZM184 259V260H185ZM241 259L243 260L242 262H241ZM64 260V262H62ZM72 260V261H71ZM78 260V261H77ZM206 260H205V263H207L206 262ZM1 261H2V259H1V257H0V263H1ZM21 261V262H20ZM24 261V262H23ZM61 261V262H60ZM238 261V262H237ZM45 262V263H44ZM48 262V263H47ZM66 262V263H65ZM86 262V263H85ZM192 262V263H193ZM235 262V263H234ZM237 262V263H236ZM191 263V264H192ZM209 263H207V264H209ZM91 264H98V263H94V262H92ZM183 264V263H182Z\"/></svg>","mask_w":264,"mask_h":264}]
</instances>
